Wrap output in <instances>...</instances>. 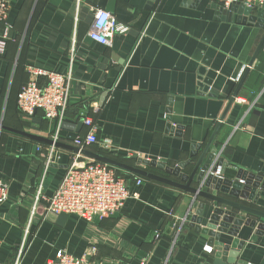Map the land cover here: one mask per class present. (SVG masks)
<instances>
[{"label": "crops", "instance_id": "0c3cea01", "mask_svg": "<svg viewBox=\"0 0 264 264\" xmlns=\"http://www.w3.org/2000/svg\"><path fill=\"white\" fill-rule=\"evenodd\" d=\"M10 1L0 55V176L8 186L0 203V264H13L28 223L19 264H47L59 250L94 264H213L217 255L228 264H264V220L235 218L227 226L218 220L208 227L212 202H194L190 193L124 171L138 197L120 211L89 222L67 213L43 217L41 201L30 218L39 187L51 195L73 162L90 160L65 148L49 153L48 144L17 132L50 138L55 126L41 111L22 115L16 106L27 66L64 72L75 35L66 119L82 126L61 130L59 141L72 145L87 132L88 117L97 138L111 143L93 150L179 181L191 171L260 41L264 8H223L222 0H100L112 2L109 12L126 27L104 45L88 35L100 9L88 0ZM208 154V171L215 175L264 176V43ZM137 177L143 179L139 186ZM91 245L96 253L88 255Z\"/></svg>", "mask_w": 264, "mask_h": 264}, {"label": "built area", "instance_id": "2783aa9c", "mask_svg": "<svg viewBox=\"0 0 264 264\" xmlns=\"http://www.w3.org/2000/svg\"><path fill=\"white\" fill-rule=\"evenodd\" d=\"M241 1L247 6H259L264 8V0H222V6L227 7L231 3ZM10 0H0V55L4 54L7 40V30L10 25L6 23ZM126 27L119 23L116 17L104 9L93 12V19L88 31L89 37L104 45H110L111 37L115 32H124ZM76 36L71 37L69 43V63L64 72H56L41 67L28 65V80L21 86L16 96V106L22 115H32L35 111L42 112L45 119L52 121L55 132L53 140L59 141L60 125L66 120V109L69 102V88L72 78V63L76 49ZM43 79V83L39 79ZM83 123L88 130L83 135H77L71 139L72 145L80 149H89L91 145H98L109 149V140H99L96 135V127L91 118L85 117ZM52 153L54 146H50ZM80 155L79 153H76ZM90 160V159H89ZM50 161V156L46 163ZM142 178L137 177L135 184H142ZM7 184L0 176V203L7 199ZM138 193L132 192L123 173L116 167L98 161H88L78 165L73 162L63 174L58 186L51 195L44 196L41 187L36 191L30 218L36 212V208L43 202L44 215L48 214H76L88 222L95 217H106L120 211L125 202L130 198H137ZM29 233V223L26 225L22 242L16 253L13 264H19L25 248ZM159 233H155V238ZM96 253L95 246L91 245L88 255ZM47 264H94L87 256H73L63 250L56 253L55 260Z\"/></svg>", "mask_w": 264, "mask_h": 264}, {"label": "water", "instance_id": "95a60500", "mask_svg": "<svg viewBox=\"0 0 264 264\" xmlns=\"http://www.w3.org/2000/svg\"><path fill=\"white\" fill-rule=\"evenodd\" d=\"M89 2H92V4L94 6H96L97 8L100 9H104L106 11H112V2H110V4L105 5L103 4L104 2L100 1V0H88ZM234 5H241L244 6L247 9H250L251 6H247L244 2L241 1H236L231 3L229 6L227 7H223V8H230ZM264 43V31L263 34L260 38V41L258 43V45L256 46L249 62L248 65L245 67L240 79L238 80L236 87L231 95V97L229 98L226 107L224 109V111L222 112L219 121L217 122L213 132L211 133L210 137L208 138L207 142L205 143V145L203 146V148L200 151V154L197 156L196 160L193 162L192 164V169L188 174H181L179 176V181L178 180H174L165 176H161L158 174H154L152 172L147 171L144 168L138 167V166H134L131 164H128L126 162L120 161V160H116L114 158H111L109 156H106L104 154L92 151L90 149H80L76 146L67 144V143H63L60 142L58 140H53L52 138L49 137H45V136H41V135H36V134H30V133H25L22 131H17L20 133H23L24 135L37 140L39 142H43L48 144L49 146H54L55 148H65V149H69L75 153H79L80 155L92 160V161H98V162H102V163H106L108 165H111L113 167H116L117 169H120L121 171L124 172H128V173H132V174H136L151 180H156L158 182H162L164 184L173 186L175 188H178L184 192L190 193L191 195H193L194 199L196 197L198 198H202L204 200L210 201L215 205L214 208V213L212 214V220L209 221L208 227H211V222L215 221L217 222L218 220H221L222 222L220 223V225H229V223H231L232 220L234 219H230L227 210H224L222 208L226 207V208H230L232 210L238 211V212H242L248 216H251L252 218H250L249 220L253 222H256L257 219L259 220H264V210L252 207L250 205L241 203L239 201H236L234 199H230L227 197H224L222 195H219L211 190H208L209 188L208 183H219L221 182V179H218L219 177L217 176H213V175H209V171H208V165H209V157L210 154L209 153V149H210V145L213 141V138L217 132V129L219 127L220 122L223 120L229 106L231 105V103L234 101L235 97L237 96L238 90L240 88V86L243 83V80L250 68V66L253 64V61L255 60L260 48L262 47ZM82 126V122H77V123H73L70 120H64L61 125L60 128L61 130H71V131H75L78 132L79 128ZM209 156V157H208ZM143 163H149V164H158L159 166H162V164L160 163H156L154 161H143ZM190 163V162H189ZM223 172V171H221ZM209 175V176H208ZM238 177H240V175H236L235 179L237 180ZM259 177V176H258ZM229 178V177H228ZM259 178H264V176H260ZM224 181V180H223ZM231 180H227L226 183L230 184ZM233 192V191H232ZM244 219V218H242ZM214 223V222H213ZM235 225V223L233 224ZM213 264H228L227 259L226 258H222V256L217 255L214 257L213 259Z\"/></svg>", "mask_w": 264, "mask_h": 264}, {"label": "rangeland", "instance_id": "374dc122", "mask_svg": "<svg viewBox=\"0 0 264 264\" xmlns=\"http://www.w3.org/2000/svg\"><path fill=\"white\" fill-rule=\"evenodd\" d=\"M122 172V171H120ZM209 175L217 176L218 179H221L219 183H208V188L224 197L234 199L241 203L250 205L252 207L264 210V202L262 197V192H264V178H259L258 176L247 175L243 177H238L236 180L235 177H226L215 175L213 171H209ZM208 175V176H209ZM224 180V181H223ZM227 180H231L230 184L226 183ZM208 189V190H209ZM233 191V192H232ZM194 202H199L200 199H194ZM224 210L228 211L230 219L237 218L236 223H241L244 219H250L251 216H248L242 212L232 210L230 208L223 207ZM244 218V219H242ZM234 220L231 223H235ZM230 223V224H231ZM235 223V224H236Z\"/></svg>", "mask_w": 264, "mask_h": 264}, {"label": "trees", "instance_id": "16d2710c", "mask_svg": "<svg viewBox=\"0 0 264 264\" xmlns=\"http://www.w3.org/2000/svg\"><path fill=\"white\" fill-rule=\"evenodd\" d=\"M93 146H95V145H91L90 147H88L90 150H93ZM93 151H95V150H93ZM95 152H99V153H101V154H104V155H106V156H109V157H111V158H114V157H112V156H110L109 154L107 155V154H105V152H103V151H98V150H96ZM115 159V158H114ZM116 160H118V159H116ZM120 160V159H119ZM118 171L120 172L121 170L120 169H118Z\"/></svg>", "mask_w": 264, "mask_h": 264}]
</instances>
